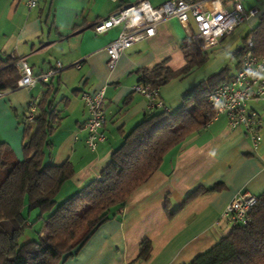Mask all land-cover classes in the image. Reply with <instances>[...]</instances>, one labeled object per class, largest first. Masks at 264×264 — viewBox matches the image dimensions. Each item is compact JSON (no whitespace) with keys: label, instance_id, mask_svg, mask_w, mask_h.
<instances>
[{"label":"crops","instance_id":"0c3cea01","mask_svg":"<svg viewBox=\"0 0 264 264\" xmlns=\"http://www.w3.org/2000/svg\"><path fill=\"white\" fill-rule=\"evenodd\" d=\"M130 1L40 0L39 7L30 10L25 0H0V53L25 60L35 76L47 73L58 62L64 66L48 83L58 91L54 102L65 116L50 139V162L60 165L70 160L74 164L76 176L64 186L73 192L100 178L124 136L150 110L147 98L133 91L144 72L159 66L178 71L187 64L182 44L192 38L196 23L191 19L188 29L177 18H170L157 25L154 36L125 51L115 67L109 66L107 46L114 37L97 35L94 25ZM167 1L150 0L155 7ZM239 29L218 45L202 49L207 52V62L194 68L191 76L176 78L161 89V99L171 112L173 107L179 108L186 91L230 63L232 54L242 48L238 46ZM79 63L81 68L76 67ZM237 71L232 67L231 75ZM48 84L9 91L0 97V143L8 144L19 159H23L22 118L31 100L47 90ZM103 88L106 140L95 154L85 147L87 134H78L89 117L81 96ZM249 107L263 124L258 147L245 128L232 129L226 115L214 119L168 153L160 170L126 206L76 257L63 264H133L145 240L152 242L151 257L138 264H189L227 236L231 225L221 219L230 203L244 194L260 196L264 192V98ZM216 186L218 190L199 196L170 217L191 193Z\"/></svg>","mask_w":264,"mask_h":264},{"label":"trees","instance_id":"16d2710c","mask_svg":"<svg viewBox=\"0 0 264 264\" xmlns=\"http://www.w3.org/2000/svg\"><path fill=\"white\" fill-rule=\"evenodd\" d=\"M256 18L258 23L244 38V46L232 54L230 63L186 91L176 112L168 108V111L150 109L131 133L123 135V144L112 154L100 178L59 206L57 198L66 183L76 176V169L70 160L60 165L50 162L53 149L50 139L65 116L54 102L58 91L48 84L34 122H27V112L22 118L23 159L8 144L0 143V264H63L76 257L94 234L160 170L168 153L214 120L209 94L235 77L237 73L231 75L232 67L239 69L250 36L254 37L255 53L264 58V12L259 11ZM182 49L187 60L182 69L172 71L159 66L146 70L139 85L161 90L176 78L191 76L194 68L207 62V52L192 38L184 41ZM19 60L0 53L1 94L17 90L22 78L17 67ZM218 188L202 187L191 193L170 217L199 196ZM26 208L28 216L24 213ZM34 210L39 211L37 221L44 219L40 238L21 243L34 224L29 220ZM249 217L247 225L231 227L227 236L189 264H264V192L258 196ZM151 253L152 242L145 240L133 264L148 261Z\"/></svg>","mask_w":264,"mask_h":264},{"label":"built area","instance_id":"2783aa9c","mask_svg":"<svg viewBox=\"0 0 264 264\" xmlns=\"http://www.w3.org/2000/svg\"><path fill=\"white\" fill-rule=\"evenodd\" d=\"M40 0H25V5L36 9ZM259 15L256 8H246L242 0H169L160 7H155L150 0H131L126 6L111 13L107 18L94 25L97 35H111L113 40L107 46L109 66L115 67L128 49L157 32V25L170 18H177L189 29L191 19L197 24V32L192 35L193 42L202 49L218 45L224 37L231 35L243 26H251V22ZM250 32L253 27H250ZM247 51L242 59L235 77L209 94L208 103L215 111L214 119L226 115L232 129L245 128L254 147L261 144L259 133L263 124L249 105L253 101L264 98V58L255 53L254 37L250 36L246 43ZM17 67L22 75L17 90L34 88L38 84H48L52 78L64 70L58 62L47 73L35 76L31 66L20 59ZM81 68V64L76 65ZM134 92L146 97L149 109L168 111L161 99V90H153L150 86L137 85ZM46 90L32 99L28 109L27 122L32 124L38 111V104ZM3 94L0 93V97ZM89 114L87 121L78 129V134L86 133V149L97 153L99 146L105 142L104 128L106 117V88L94 94L83 93L81 96ZM78 139V136H77ZM258 201V196L244 194L235 198L222 216L231 227L247 225L250 210ZM221 221L216 223L219 226ZM213 229V227H212Z\"/></svg>","mask_w":264,"mask_h":264},{"label":"rangeland","instance_id":"374dc122","mask_svg":"<svg viewBox=\"0 0 264 264\" xmlns=\"http://www.w3.org/2000/svg\"><path fill=\"white\" fill-rule=\"evenodd\" d=\"M243 5L246 8L255 7L256 9L260 10L261 12H264V0H242ZM258 21V20H257ZM256 20L254 21L253 25L256 26L258 23ZM244 28L239 29L241 34V38L239 40L238 46L243 47L244 46V38L249 34L250 29L249 26H243ZM193 32H197V26L196 24H193ZM238 32V31H237ZM176 107H173V112H176ZM68 187V188H67ZM70 186H66V188L63 189V191L59 194L57 198V205L59 206L63 202H65L68 198L76 194L77 192H73L72 189L69 188ZM25 215L28 216L29 210L26 208ZM39 215L38 210H34L30 213V223H34L32 227L28 229L26 232V235L24 238H22L21 243H26L28 241L32 240H38L40 238V231L42 230L44 226V219H40L37 221Z\"/></svg>","mask_w":264,"mask_h":264}]
</instances>
